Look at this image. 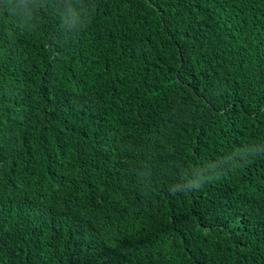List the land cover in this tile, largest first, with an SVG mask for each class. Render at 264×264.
<instances>
[{
  "label": "trees",
  "instance_id": "1",
  "mask_svg": "<svg viewBox=\"0 0 264 264\" xmlns=\"http://www.w3.org/2000/svg\"><path fill=\"white\" fill-rule=\"evenodd\" d=\"M5 7L0 264H264V155L169 190L264 149V0Z\"/></svg>",
  "mask_w": 264,
  "mask_h": 264
},
{
  "label": "clouds",
  "instance_id": "2",
  "mask_svg": "<svg viewBox=\"0 0 264 264\" xmlns=\"http://www.w3.org/2000/svg\"><path fill=\"white\" fill-rule=\"evenodd\" d=\"M94 0H90V3ZM4 12H7L9 15L12 14V9L10 7L0 8V15H3ZM62 24L68 29L80 24L81 27H86V21L90 19L89 13L86 8L83 6H74L72 4L66 5L60 12ZM17 22L19 25L23 26L27 24L28 17L18 16ZM264 155V149L262 148H245L239 147L231 150L229 154H226L222 157L224 164L227 167L218 166L213 161L201 164L197 167L198 170L195 171V174L191 176L186 169L182 173V181L184 183H176L175 186H170V191L172 192H185L189 190H198L200 189L205 182L211 181L215 178H218L226 169H232L241 166L243 163H246L250 159L256 158L257 156ZM192 168V167H191Z\"/></svg>",
  "mask_w": 264,
  "mask_h": 264
}]
</instances>
